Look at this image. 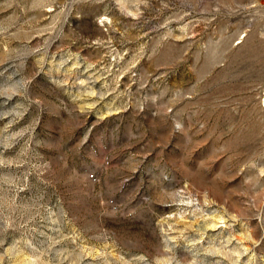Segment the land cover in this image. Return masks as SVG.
Segmentation results:
<instances>
[{"label": "rangeland", "instance_id": "rangeland-1", "mask_svg": "<svg viewBox=\"0 0 264 264\" xmlns=\"http://www.w3.org/2000/svg\"><path fill=\"white\" fill-rule=\"evenodd\" d=\"M0 264H264V0H0Z\"/></svg>", "mask_w": 264, "mask_h": 264}]
</instances>
